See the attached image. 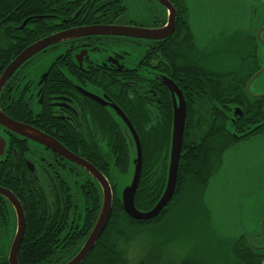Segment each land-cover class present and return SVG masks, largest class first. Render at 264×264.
<instances>
[{"label":"flooded vegetation","instance_id":"af4514ba","mask_svg":"<svg viewBox=\"0 0 264 264\" xmlns=\"http://www.w3.org/2000/svg\"><path fill=\"white\" fill-rule=\"evenodd\" d=\"M250 1L264 7V0ZM40 5L41 11L21 28L27 27L36 39L29 45L61 33L66 40L27 59L0 92V110L37 131L32 139L0 126L6 141L0 190L21 206L24 232L29 227L35 233L27 237L32 246L58 254L45 262H67L88 237L103 198L97 174L109 185L112 205L117 201L126 158L118 110L133 126L142 150L143 145L161 150L160 158L146 161L151 171L142 161L141 173L147 174L143 180L149 183L139 180L137 188L143 184L151 189L153 201L158 187L152 185L167 177L174 111L168 82L178 90L176 102L183 100L181 152L188 144L195 157L204 153L206 159L193 167V178L180 174L178 161L175 192L166 211L188 194L204 200L226 152L264 137V97L246 89L258 72L255 38L264 28L263 9L254 28L224 31L199 48L186 0H43ZM42 136L69 156L41 142ZM251 182L257 188L261 184ZM16 230V209L0 194L1 259L7 260Z\"/></svg>","mask_w":264,"mask_h":264},{"label":"rangeland","instance_id":"374dc122","mask_svg":"<svg viewBox=\"0 0 264 264\" xmlns=\"http://www.w3.org/2000/svg\"><path fill=\"white\" fill-rule=\"evenodd\" d=\"M196 1L186 0L190 28L198 47L224 31L254 28L264 9L250 0ZM249 93L264 94V73L251 83ZM263 173L264 137L229 149L218 178L209 183L205 200L188 194L177 200L162 223L144 233L125 231L130 264H135L146 250L154 253L160 264H236L232 257L226 256L227 261L222 257L226 252L230 254L233 238L254 226L261 215L264 196L259 185L257 188L251 181H258Z\"/></svg>","mask_w":264,"mask_h":264},{"label":"water","instance_id":"95a60500","mask_svg":"<svg viewBox=\"0 0 264 264\" xmlns=\"http://www.w3.org/2000/svg\"><path fill=\"white\" fill-rule=\"evenodd\" d=\"M27 20L23 22L22 26L19 28L21 29L25 26ZM262 34V35H261ZM69 37V36H68ZM67 37V38H68ZM66 40V33L55 34L46 39L40 40L29 45L25 48L18 56H16L2 71L0 74V92L7 83L8 79L13 75V73L31 56L42 50L43 48L53 45L58 42H62ZM257 40L259 42V59L263 66L260 70L251 78L248 82L246 89L249 92V87L251 83L262 73H264V28H259L257 32ZM168 89L172 94L174 111H173V118H172V126H171V135H170V143H169V156H168V166H167V177L165 182V187L160 196L159 200L156 202L154 207L148 211H140L137 210L135 207V194L138 188L140 176H141V169H142V148L139 141V138L136 134L131 123L126 119V117L118 110V115L120 118V128L123 136L127 142V146L129 149V168L126 175V179L124 182L121 183L118 198L121 204L123 212L135 221L147 222L155 219L161 211L167 206V204L172 199L175 186H176V178H177V168H178V161L181 156V146H182V135H183V127H184V118H185V108L183 100L176 102L175 95H177V88L171 83L168 82L166 84ZM257 98L264 97L263 95L255 96ZM181 98V96H180ZM182 99V98H181ZM117 109V108H116ZM118 122V121H117ZM0 126L8 128L14 132H17L21 135H24L29 138L36 139L35 129L25 126L23 124L17 123L10 118H8L1 110H0ZM42 135V134H41ZM45 137V136H44ZM42 136L39 138L41 142L46 143L49 145L53 150L60 153L62 156L68 157L69 154L66 152L64 148H62L56 142H51L46 140ZM47 138V137H46ZM6 146V141L0 134V159L4 154ZM224 159V157H223ZM88 168V167H87ZM89 170V169H88ZM96 179L100 182V185L103 189V198L101 203L100 213L98 218L91 229L88 237L86 240L81 244L78 248L77 253L67 262L63 264H82L91 251L94 249L96 243L98 242L99 238L103 234L104 230L107 227L109 222L111 212H112V193L110 191L109 185L107 184L106 180L97 174ZM259 184L260 191L264 196V173L263 177L257 178ZM0 194L5 196L7 200L15 207L17 213V230L14 241L11 245L9 250L7 262L8 264H19L18 263V253L20 249V245L24 235L25 229V218L24 213L21 209V206L17 202V200L8 192L4 190H0ZM204 195V200H205ZM246 202H250V199L244 197ZM261 208V215L259 216L257 222L254 226L249 227L247 229H243L240 231L239 235L234 237L233 244H236L241 238L245 240L247 249L254 255L262 257L264 260V199L260 204Z\"/></svg>","mask_w":264,"mask_h":264},{"label":"trees","instance_id":"16d2710c","mask_svg":"<svg viewBox=\"0 0 264 264\" xmlns=\"http://www.w3.org/2000/svg\"><path fill=\"white\" fill-rule=\"evenodd\" d=\"M43 0H0V70H4L6 66L16 57L19 53L27 47L30 43L35 41L36 39L33 37L32 32L25 27V29H19L22 23L28 18L38 14L42 6L40 5ZM264 16V9L262 11ZM32 20V19H30ZM28 20V23H32V21ZM261 26H264L261 25ZM262 35V34H261ZM257 42V63H258V71L262 67L261 61L259 59V42L257 38H255ZM264 112V109H263ZM240 119V118H239ZM264 122V121H263ZM259 124V123H258ZM264 125V123H263ZM119 131H121V124L118 120ZM257 126V128L261 127ZM233 128V125H232ZM171 133V132H170ZM122 138L126 145V158L124 163V171L125 176H122L119 179L118 190L116 194L117 201H114L113 208L111 212V216L109 222L107 224L106 229L103 234L99 238L96 243L94 249L85 259L82 264H130L127 255V237L125 231L129 229H133L138 231L139 233H144L146 230H150L152 226H156L162 223L167 218L169 211H166L165 208L161 211V213L153 220L147 222L135 221L128 217L122 210L121 204L118 198V192L121 186V183L125 181L126 175L129 168V149L127 146V142L121 132ZM171 135V134H170ZM242 138V137H241ZM234 139V138H233ZM237 140L240 139L236 138ZM140 141V140H139ZM234 141L232 140V143ZM170 143V140H169ZM141 144V143H140ZM142 148V147H141ZM181 152V156L179 158V170L181 175H185L189 178H193L195 174V166L200 165L205 162L206 154L199 153L197 157H195L194 149L187 144V146L183 147ZM169 152V150H168ZM161 156V150L157 147H147L143 145L142 150V161L145 167H148V170H152V166L147 165L146 161H151L153 159H158ZM168 156L166 158V167L168 166ZM205 165V164H204ZM200 170L203 167L198 168ZM143 172L144 168L141 169ZM186 170V173L184 172ZM147 174L141 173L140 184L143 183L147 185L149 180H143V178ZM166 178V177H165ZM189 180V179H187ZM191 181V180H190ZM209 181V180H208ZM164 182V183H163ZM161 184H153L152 187H158L156 190V198L151 201V194L144 185H141V189H139L135 194V207L136 209H141L140 211H148L151 210L156 202L159 200L162 192L164 190L165 181ZM208 184V182H207ZM208 186V185H207ZM188 191H191V186L188 187ZM201 206V205H199ZM34 231H31L29 227L24 232V242L20 247L18 253V263L19 264H63V262L52 261L45 262V259L48 256L58 255L53 253L51 248L49 247H39L35 248L32 246L31 241L32 238H27L29 235L34 236ZM37 237L40 238L42 233L38 231L36 233ZM178 238V237H177ZM81 246V245H80ZM78 246V248L80 247ZM76 249V248H75ZM74 249V250H75ZM154 253L142 252V255L138 257V260L135 264H160L158 259L154 256ZM64 256V255H63ZM232 257L236 264H264L262 257H258L252 254L246 247L243 241H240L236 244L230 245V254L226 252L225 256L222 257L223 261H227L225 258ZM63 259L62 256H60ZM65 263V262H64ZM0 264H8L5 258H0ZM183 264H195L191 262H184Z\"/></svg>","mask_w":264,"mask_h":264}]
</instances>
